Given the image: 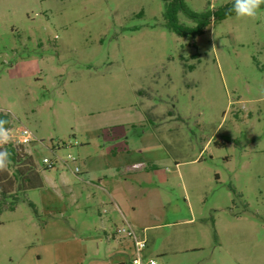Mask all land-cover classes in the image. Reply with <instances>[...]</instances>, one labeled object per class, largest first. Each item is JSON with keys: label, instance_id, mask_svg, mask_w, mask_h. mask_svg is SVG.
Here are the masks:
<instances>
[{"label": "rangeland", "instance_id": "obj_1", "mask_svg": "<svg viewBox=\"0 0 264 264\" xmlns=\"http://www.w3.org/2000/svg\"><path fill=\"white\" fill-rule=\"evenodd\" d=\"M163 11L164 0H0V113L9 143L21 126L33 133L24 149L44 181L0 215V264H118L124 222L157 264H264V9L193 39ZM102 173L121 196L115 222L109 204L88 208Z\"/></svg>", "mask_w": 264, "mask_h": 264}, {"label": "trees", "instance_id": "obj_2", "mask_svg": "<svg viewBox=\"0 0 264 264\" xmlns=\"http://www.w3.org/2000/svg\"><path fill=\"white\" fill-rule=\"evenodd\" d=\"M233 4L234 2L216 10L207 9L203 12H195L184 0H164V25L180 37L193 39L202 35L209 25L236 15L233 11ZM260 8L264 9V5H261ZM179 14L192 20L195 26L189 27L181 24L178 18ZM0 119L9 121L5 127L10 129L9 114L0 113ZM3 149H7L11 153L12 163L6 171L0 172V215L5 211H15L20 202L27 200L26 195L29 191L44 187L42 173L33 157L25 152L23 145L11 142L0 147V150ZM51 167L46 165L44 171ZM28 203L36 211L35 205L31 201Z\"/></svg>", "mask_w": 264, "mask_h": 264}, {"label": "built area", "instance_id": "obj_3", "mask_svg": "<svg viewBox=\"0 0 264 264\" xmlns=\"http://www.w3.org/2000/svg\"><path fill=\"white\" fill-rule=\"evenodd\" d=\"M35 140L33 133L25 126H21L17 130L16 141L19 145H28ZM44 163L50 166V161L45 158ZM76 168V172H78ZM116 237H123L124 241H120L122 245V253L126 259L118 264H149L150 260L145 255L148 247V239L145 231L142 234H138L132 225L128 222H124L121 226L115 229ZM111 264V263H102Z\"/></svg>", "mask_w": 264, "mask_h": 264}, {"label": "crops", "instance_id": "obj_4", "mask_svg": "<svg viewBox=\"0 0 264 264\" xmlns=\"http://www.w3.org/2000/svg\"><path fill=\"white\" fill-rule=\"evenodd\" d=\"M167 160L170 159V155L167 152L166 153V157ZM122 168L127 169V171L129 172H141L144 169L141 167L142 165L139 163H135V162H127L124 163L123 165H121ZM157 170V169H155ZM118 173H120V168H117ZM98 181V185H96L94 182L95 180H90L89 183H93L94 186L98 187L99 192L103 191L104 194L103 195H97L95 194L92 198H89L90 201V206L88 208L91 209V205L92 204H96L97 207H99L98 212L99 215L101 216L102 214H106L108 213V211L104 208L105 205L109 204L111 206V211L109 212V220L112 222H115L118 220L117 217V213L121 214L122 218H123V213L121 212V202H120V197L119 194L117 193L116 190L114 188H111L110 184L112 183L111 181H108V176L105 175L104 173L101 174V176H99L97 178ZM104 196H106V201L104 199ZM121 224V223H120ZM119 224V225H120ZM110 225V224H108ZM118 227V226H116ZM106 232V230H105ZM115 236V233L113 234ZM113 238V236H112ZM116 238V236H115ZM114 238V239H115ZM108 239V236H107Z\"/></svg>", "mask_w": 264, "mask_h": 264}, {"label": "clouds", "instance_id": "obj_5", "mask_svg": "<svg viewBox=\"0 0 264 264\" xmlns=\"http://www.w3.org/2000/svg\"><path fill=\"white\" fill-rule=\"evenodd\" d=\"M264 0H234L233 11L239 18H256L260 6ZM9 121L0 119V145L7 144L11 140L10 130L5 127ZM12 163L11 153L7 149L0 150V172L6 171ZM149 264H157L150 260Z\"/></svg>", "mask_w": 264, "mask_h": 264}]
</instances>
